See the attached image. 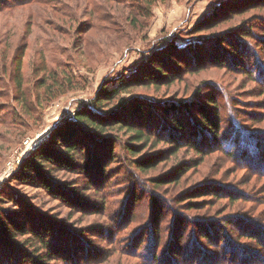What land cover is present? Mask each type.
<instances>
[{"label":"rangeland","instance_id":"1","mask_svg":"<svg viewBox=\"0 0 264 264\" xmlns=\"http://www.w3.org/2000/svg\"><path fill=\"white\" fill-rule=\"evenodd\" d=\"M216 35L227 37L230 46L213 48L211 43L219 39ZM200 38L207 40L202 67L191 72L173 70V80L156 83L157 89L156 84L142 83L121 98H138L141 103L195 102L198 90L206 94L210 93L208 86H218L221 117L230 121L229 111H235L251 131L246 136H259L264 156V77L258 76L264 69V0H157L152 5L144 0H0L1 220L21 224L22 214L34 213L50 225H61L82 236L80 251L90 258L79 264H140L135 250L139 242L134 240H143L141 250H147L144 229L154 217L150 215L154 206L163 213L160 229L167 235L181 229L186 239L193 227L198 228L200 218L221 220L232 215L241 222L228 232L231 247L238 252L253 248L262 259L264 249L255 244L264 245V236L256 242L254 237L244 236L253 223L264 231V157L258 158L248 137L243 141L249 142L246 147L251 151L246 158L237 159L214 150L210 154L191 148L178 150L174 144L152 137V142L134 144L127 132L108 126L106 135L119 145L112 146L113 161L106 162L102 182L93 181V175L82 168L80 151L57 155L61 161H70L67 169L62 164L53 169L46 166L56 185L48 183L59 189L61 197L72 194L70 202L56 198L58 189L48 191L32 169L33 159L43 164L34 156L48 143L66 153L51 137L90 105L102 88L112 89L122 78L147 75V62L168 43L183 48ZM237 53L242 56V70L237 66ZM246 56L248 61L243 64ZM19 65L20 75L16 73ZM88 110L104 121V110L110 109L89 106ZM152 121L157 123L155 118ZM151 132L155 134L153 129ZM181 139L182 144L187 142ZM128 146L138 147L139 156L133 157ZM143 159L156 161L154 169L140 171L136 163ZM225 191L230 195H222ZM123 210L128 215V229L120 224ZM15 241L30 254H44L39 245L30 246L34 240L28 235L17 233ZM246 255V261H222L263 264L255 260L256 255ZM26 262L31 264L29 259L23 264Z\"/></svg>","mask_w":264,"mask_h":264},{"label":"trees","instance_id":"2","mask_svg":"<svg viewBox=\"0 0 264 264\" xmlns=\"http://www.w3.org/2000/svg\"><path fill=\"white\" fill-rule=\"evenodd\" d=\"M138 1L140 0H133V2L137 3ZM144 1L152 5L157 0ZM248 36L252 37L251 33ZM214 37H219V39L211 43L214 45L213 48H217L221 44L230 46L228 45L227 37H221L220 35ZM205 39L200 38L183 48L175 43H168L158 50L147 62V75L130 80L122 78L112 89H108V86L102 88L97 93L96 98L91 101L90 105L77 113L74 119H69V122L62 124L56 131L54 137H51V140L57 145H63L66 153H59L54 147V144L50 145L48 143V145H44L39 153L34 156V158L38 157L40 160H43V164L35 161V159L32 160L33 172H36L37 177L40 178L48 191L53 193L58 188L53 189L52 185L48 183L51 181V176L48 175L51 169L46 166L50 165L53 169L55 166L58 167L62 164L67 169L70 161H61L57 155L65 157L68 156L67 154H75L77 151H80L82 157V168L89 175H93V181L96 179H98V182L103 181L102 177L106 167L105 164L106 162H110V159L114 157V153L111 151L112 146L119 145L112 136L106 135V130L111 125L118 126L120 131L127 132L134 144L152 142V137L157 142L160 140L162 142H170L178 150L181 148H191L199 154H203L204 152V154H210L214 150L215 152H220L222 155L234 156L237 159L246 158L250 153L248 151L250 149L246 147L249 142L245 143L243 141L244 137H248L251 140V144H253L251 145L253 150L258 153V158L263 159L262 157L264 156L261 154L262 145H259L258 140L259 136L256 133H252L253 135L250 137L246 136L251 131L242 125L243 123L236 117L235 111H229L233 116L230 118V121L221 117L219 106L221 93L218 90V86H208L207 88L210 93L206 94H201L198 90V93L195 94L196 103L171 99L159 100L154 103H141L138 98H134V102H132L134 99L126 101L124 98H121L124 94H128L133 86H138L142 83L156 84L173 80V70L178 71L181 68L182 71L187 70L191 72L202 67L206 61L203 51L205 46L203 44L207 43ZM240 50L243 51L242 49ZM246 50H249L248 47H246ZM237 56H239L237 58L239 59L237 66H240L239 69L242 70L241 68H244L240 64L242 56L240 57L238 53ZM219 59H216L214 62ZM246 61H248V56H246V59H243V64ZM218 63L216 62V64ZM193 64L195 65L193 66ZM16 69V73L20 75V65ZM260 71L261 73L258 76L264 77V69H260ZM155 74L156 76L158 75L156 79L153 78ZM157 88L158 86L156 84ZM200 91L202 92L201 89ZM89 106L100 111H103L104 108H109L110 110H104L106 116L105 122L92 116L88 110ZM210 108L212 112L209 111ZM152 118H155L157 123L152 121ZM151 129L154 130L155 134L151 132ZM231 130H233V134L226 137L225 132L229 134ZM239 132L241 135H238ZM181 138L187 139V142L182 144L181 140L183 139ZM137 148L128 146V150L133 157L139 156L140 152L136 151ZM155 162L152 159H143L136 163V167L143 173H148L156 166ZM42 169H44V172H41ZM94 171H97V173H94ZM52 184L54 186L56 182H52ZM59 192L58 189L56 198H66L69 202L72 200V194L65 193V197H61L59 196ZM222 195L226 196L230 194L225 191ZM153 214L154 217H152L151 223L148 222L147 227L144 229V232L147 234L145 238L147 250H141L144 245L143 240H134L139 242L135 246V250H137L140 264H200L202 261L208 264H227L228 262L222 261V259H239L242 262L246 261L244 260L245 257L248 259L247 253L250 256L256 255L255 260L262 261L264 264V257L259 259L262 256L259 253L260 251L249 247L246 250L238 252L231 247L228 232L231 231L234 225H238L241 222V220L234 219L232 215L221 218V220H205V218H200V225L197 229L193 227L189 238L186 239L184 237L185 233L181 229H179L180 231H176V233L171 231L170 235H167V231L160 229L159 224L162 221L161 214L163 213L159 210L158 206L150 209V215L153 216ZM120 215L124 220L120 224L128 229L127 227L129 225L125 223V220L128 219L126 211L123 210ZM20 218L22 219H20L21 222H23L21 224L17 220L12 221L8 219L5 221V219L1 220L0 218V264H23L26 259L31 260V264H50L49 262H56L58 260L61 263L63 262L62 264H79L82 261L87 262L90 258L84 256L82 251H80L79 244L83 238L82 236L77 235V237L73 235L72 232L61 225H50L47 219L39 217L38 214L33 213L30 215L26 213L22 214ZM174 220L177 221V224H181V220ZM182 223L186 224L187 222L182 221ZM254 225L258 226L255 223L248 225L244 232L246 235L244 236L246 238L254 237L256 242L257 238L260 239V237L264 236V231L259 226L255 228ZM255 229L257 230L256 234L254 233ZM198 232L200 233L198 234ZM17 233H23L25 236L28 235L31 240H34L30 246L34 248V245L35 247L39 245L40 251L42 250L44 254L28 253L27 248L25 249L22 243L15 241ZM186 234L188 235V233ZM114 237L112 239L113 244L117 246V237ZM203 244L211 247V249H205ZM255 246H258L260 250L264 249V245L260 244V242L257 245L255 244ZM241 248L244 249V247ZM209 250L212 251L209 252ZM55 252L58 255H55ZM69 252H71L70 255H68ZM160 252H162V255H160ZM23 256L24 259L22 258ZM61 257L64 260L60 259ZM67 257L70 260L69 263L66 262ZM25 264L30 263L26 262Z\"/></svg>","mask_w":264,"mask_h":264},{"label":"built area","instance_id":"3","mask_svg":"<svg viewBox=\"0 0 264 264\" xmlns=\"http://www.w3.org/2000/svg\"><path fill=\"white\" fill-rule=\"evenodd\" d=\"M41 142H42V141H41ZM27 144H28V143H27ZM38 144H39V143H38ZM38 144H36V145H38ZM36 145H35V146H36ZM37 148H38V147H37Z\"/></svg>","mask_w":264,"mask_h":264}]
</instances>
